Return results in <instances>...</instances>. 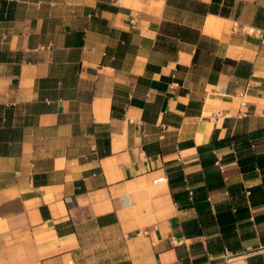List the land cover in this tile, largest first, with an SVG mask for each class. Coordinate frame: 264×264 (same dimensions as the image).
<instances>
[{
	"label": "crops",
	"instance_id": "obj_1",
	"mask_svg": "<svg viewBox=\"0 0 264 264\" xmlns=\"http://www.w3.org/2000/svg\"><path fill=\"white\" fill-rule=\"evenodd\" d=\"M227 254L264 264V0H0V264Z\"/></svg>",
	"mask_w": 264,
	"mask_h": 264
},
{
	"label": "built area",
	"instance_id": "obj_2",
	"mask_svg": "<svg viewBox=\"0 0 264 264\" xmlns=\"http://www.w3.org/2000/svg\"><path fill=\"white\" fill-rule=\"evenodd\" d=\"M218 165H220V163L218 162L217 163ZM231 260H232V255H230V254H227L226 255V264H230V262H231Z\"/></svg>",
	"mask_w": 264,
	"mask_h": 264
}]
</instances>
